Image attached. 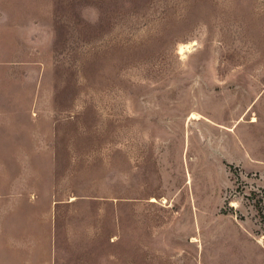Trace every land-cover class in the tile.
Instances as JSON below:
<instances>
[{"label":"rangeland","instance_id":"374dc122","mask_svg":"<svg viewBox=\"0 0 264 264\" xmlns=\"http://www.w3.org/2000/svg\"><path fill=\"white\" fill-rule=\"evenodd\" d=\"M25 52L55 264H264V0H0Z\"/></svg>","mask_w":264,"mask_h":264},{"label":"crops","instance_id":"0c3cea01","mask_svg":"<svg viewBox=\"0 0 264 264\" xmlns=\"http://www.w3.org/2000/svg\"><path fill=\"white\" fill-rule=\"evenodd\" d=\"M15 63L0 71V264H55L60 201L48 150L53 127L40 124L44 63L26 52Z\"/></svg>","mask_w":264,"mask_h":264},{"label":"bare ground","instance_id":"6f19581e","mask_svg":"<svg viewBox=\"0 0 264 264\" xmlns=\"http://www.w3.org/2000/svg\"><path fill=\"white\" fill-rule=\"evenodd\" d=\"M182 46V45H181ZM182 50V47L180 48ZM180 51V50H179ZM181 52V51H180ZM191 117H194V114L191 115Z\"/></svg>","mask_w":264,"mask_h":264},{"label":"trees","instance_id":"16d2710c","mask_svg":"<svg viewBox=\"0 0 264 264\" xmlns=\"http://www.w3.org/2000/svg\"><path fill=\"white\" fill-rule=\"evenodd\" d=\"M262 208V207H261ZM262 209H264V208H262Z\"/></svg>","mask_w":264,"mask_h":264}]
</instances>
